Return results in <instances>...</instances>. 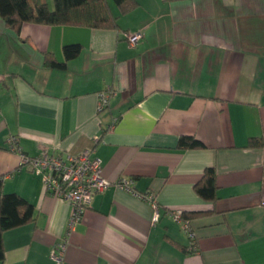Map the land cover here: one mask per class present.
Masks as SVG:
<instances>
[{"label":"crops","instance_id":"0c3cea01","mask_svg":"<svg viewBox=\"0 0 264 264\" xmlns=\"http://www.w3.org/2000/svg\"><path fill=\"white\" fill-rule=\"evenodd\" d=\"M117 28L24 23L0 17V190L34 206L4 231L0 264H264V0H137ZM113 8L117 10L114 13ZM129 31H141L132 46ZM81 45L63 68V46ZM115 94L97 110L98 94ZM90 150L110 181L68 235L71 207L8 149ZM181 136L204 147L181 149ZM216 171L217 199L194 184ZM130 180V189L114 182ZM150 193L151 205L136 195ZM205 211L190 221L197 250L168 210Z\"/></svg>","mask_w":264,"mask_h":264},{"label":"trees","instance_id":"16d2710c","mask_svg":"<svg viewBox=\"0 0 264 264\" xmlns=\"http://www.w3.org/2000/svg\"><path fill=\"white\" fill-rule=\"evenodd\" d=\"M120 13H126L138 5L137 0H112ZM0 17L4 24L19 32L24 23L42 25H77L94 28H117V17L112 14L108 0H53L50 8L43 0H0ZM78 43L63 46L64 60L58 61L52 54L44 55L45 64L51 68H63L66 61L80 52ZM248 146H264L262 138H250ZM181 149L202 148L204 144L194 136H181L178 140ZM2 181L0 180V188ZM194 191L206 201L217 199L216 171L206 167L193 186ZM205 211H184L182 218L191 221ZM34 206L17 193H4L0 190V262L4 259V231L32 221ZM196 244V243H195ZM189 247V246H188ZM188 247L186 248L187 251ZM190 252V251H189Z\"/></svg>","mask_w":264,"mask_h":264},{"label":"built area","instance_id":"2783aa9c","mask_svg":"<svg viewBox=\"0 0 264 264\" xmlns=\"http://www.w3.org/2000/svg\"><path fill=\"white\" fill-rule=\"evenodd\" d=\"M141 31H129L126 34L128 42L134 46L141 38ZM115 94L110 87L102 90L98 94L97 110H103L109 102L111 96ZM8 149L20 156V161L28 169L37 174L44 189L66 201L70 207V217L66 236L54 244L50 251V258L58 263L63 260L64 252L68 243V235L81 220L85 208L88 206L95 193L102 192L110 181L102 175L101 160L92 156L90 150H83L77 154L51 153L47 149H42L35 156H28L22 153L15 136L7 138ZM114 184L130 189V180L124 178L114 182ZM140 198L146 200L154 211L153 220L159 217V207L155 197L150 193L135 192ZM182 210H168L166 213L175 221L181 223L183 230L190 239L188 250H197L195 233L190 227L189 221L182 218Z\"/></svg>","mask_w":264,"mask_h":264},{"label":"rangeland","instance_id":"374dc122","mask_svg":"<svg viewBox=\"0 0 264 264\" xmlns=\"http://www.w3.org/2000/svg\"><path fill=\"white\" fill-rule=\"evenodd\" d=\"M43 1L47 2L50 8L53 7V0H43ZM113 10H114V13L117 14V10L115 8H113Z\"/></svg>","mask_w":264,"mask_h":264}]
</instances>
